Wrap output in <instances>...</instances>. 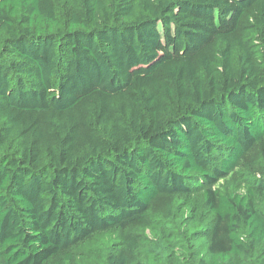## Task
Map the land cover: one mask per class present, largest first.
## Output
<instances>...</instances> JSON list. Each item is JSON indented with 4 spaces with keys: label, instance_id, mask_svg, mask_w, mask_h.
<instances>
[{
    "label": "trees",
    "instance_id": "16d2710c",
    "mask_svg": "<svg viewBox=\"0 0 264 264\" xmlns=\"http://www.w3.org/2000/svg\"><path fill=\"white\" fill-rule=\"evenodd\" d=\"M0 264H264V0H0Z\"/></svg>",
    "mask_w": 264,
    "mask_h": 264
},
{
    "label": "rangeland",
    "instance_id": "374dc122",
    "mask_svg": "<svg viewBox=\"0 0 264 264\" xmlns=\"http://www.w3.org/2000/svg\"><path fill=\"white\" fill-rule=\"evenodd\" d=\"M217 188L221 189L222 192L227 194L244 192V184L237 174H230L229 176L221 180L217 185Z\"/></svg>",
    "mask_w": 264,
    "mask_h": 264
}]
</instances>
